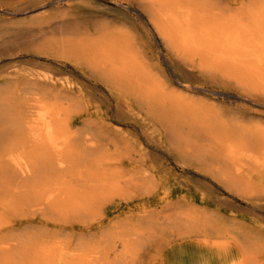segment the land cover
Segmentation results:
<instances>
[{"label": "bare ground", "instance_id": "obj_1", "mask_svg": "<svg viewBox=\"0 0 264 264\" xmlns=\"http://www.w3.org/2000/svg\"><path fill=\"white\" fill-rule=\"evenodd\" d=\"M123 1L148 15L170 47L167 59L176 84L193 97L169 91L153 74L139 43L119 28L124 19L117 21V28L104 20L100 33H89L88 25L71 26L55 14L40 16L36 31L44 38V53L103 84L112 103L103 127L87 108L85 87L76 81L40 73L0 79V232L91 213L108 200L106 191L120 194L128 189L134 194L151 171L136 165L134 133L115 129L108 123L112 120L140 129L180 164L201 163L221 174L227 188L244 190L255 211L264 212V128L247 124L255 119L252 115L230 117L228 111L196 97L218 100L226 93L213 88L227 86L230 79L244 89L250 82H261L264 0H111L117 7H125ZM129 5L126 9L133 10ZM137 14V19L143 17ZM103 151L104 159L99 157ZM185 206L176 204L168 212ZM168 230L161 251L182 245L184 235L208 240L224 234L232 241L218 251L228 255L237 249L240 264H264V242L259 237L243 225L216 222L204 211L182 212ZM27 234L25 229L11 241Z\"/></svg>", "mask_w": 264, "mask_h": 264}, {"label": "rangeland", "instance_id": "obj_2", "mask_svg": "<svg viewBox=\"0 0 264 264\" xmlns=\"http://www.w3.org/2000/svg\"><path fill=\"white\" fill-rule=\"evenodd\" d=\"M68 1L0 0V79L10 74L40 73L76 81L85 87L87 108L93 118L96 122L101 121L104 127V115L109 111V105L111 106L112 103L104 85L86 79L79 71H74L64 64L60 65L56 62L57 58L46 55L41 47L44 38L36 31L39 27L37 19L40 16L55 14L71 23V26L88 25L89 33H100L99 30L104 29L105 22H113L109 25L114 28L115 24H119L117 21L122 22L124 19V22L119 24V28L124 27L122 30L139 43L137 47L140 48L141 55L153 74L167 86L169 91L193 97L191 92L176 84V77L167 59L170 55V47L159 36L148 15L136 5H129L128 2L123 1L125 7H117L111 0ZM128 5L133 10H127ZM42 6L44 8L40 9L39 7ZM38 8L40 10H37ZM137 12H141L143 17L137 19L139 18ZM70 33L67 35L69 36ZM262 75L259 78L262 79L261 82L257 83L258 86L250 82L246 86L247 89L240 84H232L231 81L235 79H230L227 86L214 87L213 89L226 93L219 96L216 101L207 102L203 96L196 97L204 100V103L228 111L230 117L239 119L252 115L255 119L252 123L248 121L247 124L264 128V73ZM108 123L124 133H134L133 139L138 158L136 165L146 167L148 172L151 171V174H147L149 176L147 180L139 181L140 188L134 194L128 189L120 194H110L106 191L107 195H110L108 200L104 203L103 199V202L91 213L73 216L56 224L51 222L49 225H42L36 221L17 225L14 232L1 231L0 264L2 261V264H217V262L240 264L241 257L237 249H233L228 255L218 251L220 247H224V243L232 241V236L224 234L220 236L218 234L208 240L194 235L188 238V235H184L182 245L172 244L169 249L161 251L162 244L170 235L168 229L172 221L189 209L204 211L207 217L216 222L243 225L248 232L264 242V212L255 211L251 201L246 198L244 190L239 193L231 191L227 188L228 183L224 180V176L206 169L201 163L186 165L178 163L173 157L164 154L159 145L156 147L151 143L140 129L132 125L131 127L129 124L115 120ZM101 153L99 157L104 159V151ZM125 166L127 169L132 167L129 163ZM123 193L126 196H123ZM179 203L186 206L175 212H168L172 206ZM0 228H3L2 224ZM25 229L28 230L27 236L11 241ZM190 246L193 248L190 249ZM172 247L174 248L171 249Z\"/></svg>", "mask_w": 264, "mask_h": 264}]
</instances>
